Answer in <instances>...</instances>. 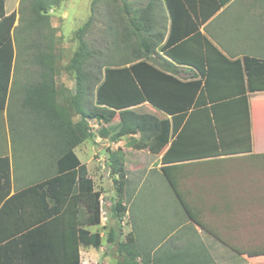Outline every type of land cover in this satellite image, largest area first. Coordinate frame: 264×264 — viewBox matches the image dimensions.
Returning a JSON list of instances; mask_svg holds the SVG:
<instances>
[{"label":"trees","instance_id":"trees-1","mask_svg":"<svg viewBox=\"0 0 264 264\" xmlns=\"http://www.w3.org/2000/svg\"><path fill=\"white\" fill-rule=\"evenodd\" d=\"M5 1L0 0V111L8 110L14 62L12 31L16 14L5 13ZM61 1L32 0L28 12L31 19L24 22L31 26L23 28L29 34L32 29L35 31L36 37L30 38L28 45L33 49L38 81L24 88L22 107L32 116L31 131L36 132L35 126L43 131V136H49L52 150L49 158L56 155L55 173L47 177L43 171V179L9 196L10 161L6 156L0 157V264H7L2 263L1 251L9 248L13 258L8 255L6 259L14 264H81L80 245L100 247L98 234H89L83 228L100 222V193L94 190L86 167L73 152L92 137L88 122L93 119L109 125L112 141L139 135L137 149H148L152 154L164 151L161 162L166 166L161 167L162 174L188 218L239 255L264 256V238L255 246L246 231L244 238L236 242L233 238L218 237L203 221L202 210L186 204L178 188L182 177L172 171L174 163L189 159L251 151L245 94L264 92V60L244 55L241 61H229L198 32L199 25L229 0H163L171 17V28L160 50L174 63L194 70V78L186 82L146 61L162 41L159 35L153 39L148 36L152 27L148 15L150 2L148 8L142 9L134 4L139 0H119L118 7L113 6L115 0L111 3L102 0L107 35L115 34L113 49L126 51L125 56L117 65L97 62L96 55L101 51L88 48L84 39L92 27L89 17L74 32L78 48L67 70L73 74L75 89L64 104L60 103L55 82L58 56L52 29L47 24L49 9ZM91 11L94 12L93 7ZM185 15L194 19L193 26L182 21ZM176 19L183 24L177 30ZM190 34L191 37L187 36ZM186 39L192 43L188 44ZM144 103L164 117L161 113L157 117L134 109ZM73 116L80 119L73 123ZM193 143L194 147L188 151ZM122 157L119 152L109 150L108 166L110 175L117 176L113 179L117 194L123 189L126 175ZM247 229L250 225L245 224ZM113 236L114 231L107 238L109 243L116 244L119 254L125 253L117 264H186L181 261L187 256L169 255L162 263L157 255L151 257L136 251L133 241L116 243Z\"/></svg>","mask_w":264,"mask_h":264},{"label":"crops","instance_id":"crops-1","mask_svg":"<svg viewBox=\"0 0 264 264\" xmlns=\"http://www.w3.org/2000/svg\"><path fill=\"white\" fill-rule=\"evenodd\" d=\"M148 2L152 5L148 12L152 26L148 36L153 39L155 35H159L162 37V41L146 61L180 81L192 80L195 72L191 67L174 63L160 50L166 43L171 28L168 8L163 0H139L138 3L134 4H139L144 9L148 8ZM234 2L235 0H229L208 17L202 25H199L198 32L229 61H241L244 55L252 56L251 52H243L245 48L242 39L248 38V35H243L240 29H236L240 35L237 38L230 37L227 32H224L223 26H220L221 30L218 28V24L213 25L214 22H219V19L232 8L231 4ZM256 2L258 1L256 0ZM251 6H256V3L254 2ZM5 13L9 14L6 11ZM66 16L67 12H64V17ZM184 17L182 21L187 26L194 25L193 18L186 15ZM178 21L176 19V30L179 26H183L182 22ZM247 26L251 28L249 25ZM187 36L191 37L192 34ZM186 40H188L186 41L188 44L192 43L190 39ZM252 57L264 60L256 56ZM67 90L72 92L71 87H67ZM223 94L226 93L223 91ZM245 95L249 112L251 151L248 153H231L214 158H198L199 160L189 159L182 163H174L173 165L176 166L173 167L172 171L175 175L182 177L178 188L184 196L186 204L202 210L203 221L219 234L218 237L233 238L235 241L242 240L246 231L248 237L257 239L255 246H259L260 238H264V100L256 101V98L264 99V92H246ZM7 101H9V95ZM144 105L150 106L144 103L137 107ZM1 112L5 113L6 109ZM159 113L164 117L162 112ZM77 118L80 119L79 116ZM72 122L77 121L72 119ZM91 124L97 128L100 127V129L92 133V139H86L76 146L73 152L80 163L86 167L87 175L94 184V190L100 193V201L103 202L100 206V222L83 227L89 234H98L101 245L99 248L80 245L79 258L81 264H117L125 253L119 254L116 244L109 243L107 240L113 231L115 232L113 241L116 243H124L129 239L133 241L136 251L142 255L149 254L151 257L157 255L162 263L169 255L187 256L186 260L181 261L186 264H215L216 256H226L229 253L239 255L188 218L162 174L161 167L166 166L161 162L164 151L160 154H152L148 149L137 150L135 143L138 141L139 135L125 136L112 141V131L109 125L94 119L88 122V125L91 126ZM32 136L39 138L40 141H47V136ZM99 143H107V146L104 148L97 145ZM193 147L194 143L188 151ZM49 149L51 152V146ZM109 150L123 155L121 162L126 172L123 189L117 194L116 199L113 193V179H117V176L110 175ZM133 152L141 155L142 159L134 163L124 161L126 159L124 157L130 153L135 155ZM55 156L53 155L50 161L52 163L51 176L55 173ZM136 157L141 158L140 156ZM143 158L148 159V163L145 164ZM191 158H195V156ZM101 161H105L107 171H103L106 165L102 164ZM236 162L241 165L248 164L230 173L232 168L227 166ZM38 167L41 170L43 168L42 166ZM148 173H152L149 174L151 178L147 176L144 187H142ZM10 178L9 196L38 182L21 185L16 189L13 186L11 166ZM148 179H151V182L155 179V184L149 185ZM145 184H148L146 188ZM167 185L170 193L165 191ZM144 189L146 192L143 191ZM154 194L155 197H153ZM213 208L215 209L213 210ZM229 223H231V227H228ZM245 224L250 225V229L245 230ZM122 231L125 233L122 238L123 241L119 240ZM11 251V248L1 251L2 263L6 261L7 264H14L6 259L8 255L9 259L13 258Z\"/></svg>","mask_w":264,"mask_h":264},{"label":"rangeland","instance_id":"rangeland-1","mask_svg":"<svg viewBox=\"0 0 264 264\" xmlns=\"http://www.w3.org/2000/svg\"><path fill=\"white\" fill-rule=\"evenodd\" d=\"M93 1L94 0H62L58 6L55 5L48 11L47 24L48 28L52 29V40L55 43V54L58 56L57 62L59 64V72L55 82L60 92L59 99L62 104H64L65 101H69L75 89L73 74L67 70L69 60L73 52L78 48V41L74 38V32L82 27L89 17L92 18V27L87 31L84 39L88 44V48L94 51H101V53L96 55L97 62L106 65H117L123 60V56H125L126 53V51L122 53V51L118 52L113 49L115 34L112 33V36L107 35L104 4L102 0H98L96 3H93ZM108 1L111 3V0ZM129 1L132 2V0ZM251 1L246 0V2H243V0H235V2L231 4L232 8L219 19V22H214L213 25L218 24V28L221 30L222 28L220 26H223V30L227 32V35L236 38L240 35L239 31H236V29H240L243 35H248V38L242 39V44L245 48L243 52H251L252 56L264 59V0H257L258 2H256V0ZM254 2L256 6H251ZM31 4L32 0L5 1V11L7 13L15 12L16 16L12 31L14 62L11 72L9 101H7L8 110H6L5 113L0 111V156H7L10 159L11 176L14 182L13 186L16 189L21 185H28L40 181L43 179V171H45L44 173L47 174V177L52 172L51 158H49L50 149L48 145L50 138L47 136V141L43 142V140L40 141L39 138L32 136L42 135L41 133H43V131L37 129L35 126L34 129L36 132L31 131V125L33 126V124L30 123L32 116L22 107L24 88L38 81V68L34 65L32 57L33 49L28 45V42L31 41L30 38L36 37L35 31L32 29L29 34L26 32L27 30L23 29L24 26L25 28L31 26V24L24 23H27V21L31 19L28 13ZM113 6H121L120 1L115 0ZM92 7L94 8V12L91 11ZM114 10V7H112L113 12ZM64 12H67L66 17H64ZM231 13L232 15H230ZM253 28H256V30H253ZM117 39H120V36ZM67 87H71L72 92H69ZM263 100V98H256V101ZM134 109L140 113L148 112L157 117L160 115L158 111L150 106L147 107L144 105L143 107H136ZM10 114L13 118H10ZM77 117L78 116H73L72 119L78 121L79 118ZM117 118V116L114 118L113 123L117 121ZM89 128L92 133L100 129V127L97 128L93 124H91V126L89 125ZM28 136H30V138H27ZM97 145L105 148L107 143H99ZM133 153L135 155L130 153L127 157H124L126 158L124 161L127 163H134L142 159L141 155L136 152ZM136 156H140L141 158ZM143 160L145 164L148 163V159L143 158ZM101 162L106 165L105 161ZM247 164L248 163L241 165L236 162L227 167L232 168L230 173H233V171ZM38 166H42V170ZM106 167L107 165L103 171H107ZM246 169L248 172L250 171L248 167ZM149 174L152 173H148L145 176L142 187H144L143 185L147 180V176L151 178ZM155 182V179H153L152 182L150 179L149 185L151 183L155 184ZM147 185L148 184H145V188ZM150 189H152V187ZM143 191L146 192L145 189ZM165 191L170 193L168 185ZM117 192L116 185L114 184L113 193L115 199L117 197ZM155 196L154 194L153 197ZM102 203L103 202L100 201V206H102ZM124 234L125 233L122 231L119 240L123 241L122 238ZM252 242L255 245L257 239H252ZM251 246L254 247L253 245ZM216 259L217 261L215 264H264V257L248 258L246 256L232 255L231 253L226 256H216Z\"/></svg>","mask_w":264,"mask_h":264},{"label":"built area","instance_id":"built-area-1","mask_svg":"<svg viewBox=\"0 0 264 264\" xmlns=\"http://www.w3.org/2000/svg\"><path fill=\"white\" fill-rule=\"evenodd\" d=\"M103 213L101 212V215H102Z\"/></svg>","mask_w":264,"mask_h":264}]
</instances>
